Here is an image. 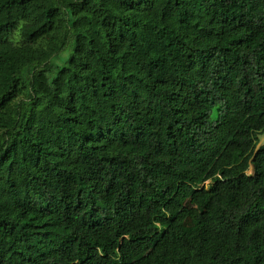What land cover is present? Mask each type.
<instances>
[{
	"label": "trees",
	"instance_id": "obj_1",
	"mask_svg": "<svg viewBox=\"0 0 264 264\" xmlns=\"http://www.w3.org/2000/svg\"><path fill=\"white\" fill-rule=\"evenodd\" d=\"M263 132L264 0H0V264H264Z\"/></svg>",
	"mask_w": 264,
	"mask_h": 264
},
{
	"label": "water",
	"instance_id": "obj_2",
	"mask_svg": "<svg viewBox=\"0 0 264 264\" xmlns=\"http://www.w3.org/2000/svg\"><path fill=\"white\" fill-rule=\"evenodd\" d=\"M256 139H257V143L254 147V150H253V153L249 159V172L250 173H253L254 171V160L256 159L258 153L260 152L261 148L264 147V132L261 133V134H258L256 136Z\"/></svg>",
	"mask_w": 264,
	"mask_h": 264
},
{
	"label": "rangeland",
	"instance_id": "obj_3",
	"mask_svg": "<svg viewBox=\"0 0 264 264\" xmlns=\"http://www.w3.org/2000/svg\"><path fill=\"white\" fill-rule=\"evenodd\" d=\"M70 52H71V50H70V48L68 47V48L64 51V53H63L62 55H60V58H59L58 60H56L55 63H56L57 65H61L62 62H63L66 58L69 57ZM204 185H205V187H207V186L209 185V182H206Z\"/></svg>",
	"mask_w": 264,
	"mask_h": 264
}]
</instances>
